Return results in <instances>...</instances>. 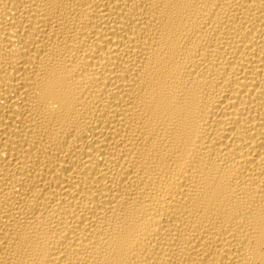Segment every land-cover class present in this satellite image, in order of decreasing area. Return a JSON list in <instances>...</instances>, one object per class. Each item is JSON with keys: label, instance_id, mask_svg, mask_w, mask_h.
I'll list each match as a JSON object with an SVG mask.
<instances>
[{"label": "bare ground", "instance_id": "bare-ground-1", "mask_svg": "<svg viewBox=\"0 0 264 264\" xmlns=\"http://www.w3.org/2000/svg\"><path fill=\"white\" fill-rule=\"evenodd\" d=\"M0 264H264V0H0Z\"/></svg>", "mask_w": 264, "mask_h": 264}]
</instances>
